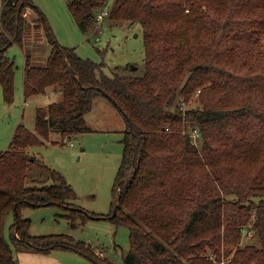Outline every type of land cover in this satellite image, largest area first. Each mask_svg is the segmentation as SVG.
Segmentation results:
<instances>
[{
    "label": "trees",
    "instance_id": "trees-1",
    "mask_svg": "<svg viewBox=\"0 0 264 264\" xmlns=\"http://www.w3.org/2000/svg\"><path fill=\"white\" fill-rule=\"evenodd\" d=\"M105 5L66 4L82 31L100 21ZM27 8L37 12V23L26 17ZM103 17L140 24L142 75L107 74L103 62L58 43L33 0H1L4 100H14L15 64L6 52L13 43L24 47L27 30L39 23L51 49L42 65L25 60L23 96L55 86L62 98L37 107L34 131L18 123L9 146L0 149V264H15L11 244L22 251L73 250L94 264H112L70 234H30V219L20 216L24 204L49 203L66 206L72 225L90 216L70 207L75 191L27 147L51 130L63 137L85 130L84 115L100 94L127 123L108 216L129 229L123 264H264V64L232 43L241 31L254 42L263 38L264 0H113ZM194 98L196 105L181 108ZM32 162L45 167L49 183H27ZM11 211L9 242L3 231ZM244 231L259 244L241 246Z\"/></svg>",
    "mask_w": 264,
    "mask_h": 264
},
{
    "label": "rangeland",
    "instance_id": "rangeland-1",
    "mask_svg": "<svg viewBox=\"0 0 264 264\" xmlns=\"http://www.w3.org/2000/svg\"><path fill=\"white\" fill-rule=\"evenodd\" d=\"M48 22L51 32L62 46L72 47L82 58L97 63L103 62L104 71L109 75L144 73V47L142 30L138 22L111 21L102 17L98 23L82 31L67 9V0H33ZM113 0H106L103 9H108ZM1 9V0H0ZM26 17L37 23L38 14L34 9H26ZM32 22V24H33ZM32 26V25H31ZM29 36V37H28ZM30 39V40H29ZM24 47L13 43L6 54L14 61V100L9 103L3 98L0 84V149L5 150L12 139L18 123L22 122L34 131V116L37 107L61 100V92L49 86L45 94L23 96L25 60L31 64L42 65L46 62L51 49L42 24L30 27L25 35ZM232 43L259 64H264V36L253 41L246 32H237ZM197 102L190 100L183 109ZM87 128L69 137H63L58 130H51L50 136L40 144L29 145L27 152L40 159L44 164L60 172L76 193L68 200L70 207H78L95 217H77L72 225L71 211L64 205L49 203L42 205L24 204L20 216L30 219L29 233L42 235L66 233L76 240H84L100 256H105L112 264H123L129 249V229L113 222L111 215L115 204L113 188L116 174L122 159V137L126 128L123 113L103 94L93 99L91 109L85 113ZM27 183L41 185L49 183L45 167L36 162L29 164ZM33 179V180H32ZM73 213V212H72ZM15 220L14 212H9L4 222V236L10 242V225ZM240 245L259 244L252 231H244ZM15 264L18 251L12 244ZM56 250V249H55ZM53 250V251H55ZM53 253H66L59 256L63 264H74L66 250ZM211 258V257H210ZM48 264H59L50 260ZM92 264L93 262L89 260ZM46 263V264H47ZM94 264V263H93ZM223 264V260H222Z\"/></svg>",
    "mask_w": 264,
    "mask_h": 264
},
{
    "label": "crops",
    "instance_id": "crops-1",
    "mask_svg": "<svg viewBox=\"0 0 264 264\" xmlns=\"http://www.w3.org/2000/svg\"><path fill=\"white\" fill-rule=\"evenodd\" d=\"M27 9L31 10V8H27ZM25 45L27 46V44ZM58 92L60 93V91ZM53 250L55 249H52L47 253H44L42 251H18V261H20L21 264H46L47 262H49L48 258H50V260L52 261H54L55 259L57 261L59 260V264H63L62 261L59 259V256H62L63 254L66 253H53V252H57V250H65V249H56L55 251ZM66 251L76 254V255H71V257H75L71 259V261H74V264H91L89 262V259L86 258L81 253L73 250H66Z\"/></svg>",
    "mask_w": 264,
    "mask_h": 264
},
{
    "label": "built area",
    "instance_id": "built-area-1",
    "mask_svg": "<svg viewBox=\"0 0 264 264\" xmlns=\"http://www.w3.org/2000/svg\"><path fill=\"white\" fill-rule=\"evenodd\" d=\"M107 14V9H104V10H102L101 12H100V14L97 16L98 17V19H101L104 15H106ZM200 90L198 89L197 91H196V94L199 92ZM184 104H186L184 101L183 102H181V108L183 109L184 107H183V105ZM190 134H191V136L194 138V141H196V138H197V136H198V131H197V129H192L191 130V132H190Z\"/></svg>",
    "mask_w": 264,
    "mask_h": 264
},
{
    "label": "water",
    "instance_id": "water-1",
    "mask_svg": "<svg viewBox=\"0 0 264 264\" xmlns=\"http://www.w3.org/2000/svg\"><path fill=\"white\" fill-rule=\"evenodd\" d=\"M90 217H95V216H93V215H90Z\"/></svg>",
    "mask_w": 264,
    "mask_h": 264
}]
</instances>
